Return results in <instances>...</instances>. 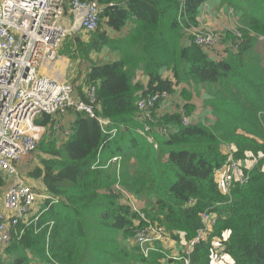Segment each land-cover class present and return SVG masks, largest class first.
Returning a JSON list of instances; mask_svg holds the SVG:
<instances>
[{"label": "trees", "instance_id": "obj_1", "mask_svg": "<svg viewBox=\"0 0 264 264\" xmlns=\"http://www.w3.org/2000/svg\"><path fill=\"white\" fill-rule=\"evenodd\" d=\"M207 1L183 0L181 11L178 0H97L102 8L98 29L86 41L81 33L64 39L57 53L77 66L89 65L83 89L74 94L85 95L94 87L96 114L109 122L106 131L117 132L109 136L86 114L71 112L62 136L56 133L58 118L37 116L35 125L46 132L34 154L43 157L29 176L56 203L42 206L36 224L6 248L8 264H184L187 259L211 264L212 240L226 232L225 254L234 264H264V47L259 48L264 43L250 35L264 36V0H227L243 5L239 11L230 9L243 39L229 31L218 35L219 45L225 46L218 56L196 46L185 31L200 25V8ZM104 49L117 60L91 62L90 55ZM165 71L168 78L162 76ZM137 72L145 84L137 81ZM195 86H204L212 124L184 126L178 112L158 116L161 102L149 110V143L139 133L144 125L137 101L178 92L183 105L176 110L185 106L191 118L196 107L190 88ZM225 146L233 148L234 160L262 156L248 182L234 184L228 198L215 177L228 160ZM115 156L121 158L119 168L106 166ZM116 186L130 200L143 202L139 213ZM203 211L215 216L216 224L188 254ZM139 214L182 246L179 258L168 257L160 242L147 257L142 255L132 242Z\"/></svg>", "mask_w": 264, "mask_h": 264}, {"label": "built area", "instance_id": "obj_2", "mask_svg": "<svg viewBox=\"0 0 264 264\" xmlns=\"http://www.w3.org/2000/svg\"><path fill=\"white\" fill-rule=\"evenodd\" d=\"M178 1L182 11L183 0ZM101 10L97 0H0V264H3L4 252L13 240L19 239L25 229L39 220L41 207L56 203L45 191H38L19 175L20 164L32 157L44 133V127L34 123L37 116L42 113L50 116L84 113L99 124L103 133L115 136L117 132L116 129L106 131L109 122L96 114L98 108L94 87L88 88L84 99H80L73 94L72 83L53 75L60 74L62 69L55 70L54 65L60 59L57 52L64 39L77 33L89 35L95 32L101 23ZM228 16L239 25L230 9ZM65 18L70 22L69 27L63 25ZM185 31L195 45L204 49L217 44V36L201 25ZM234 34L239 40L243 39L241 32ZM250 35L264 43L263 35ZM168 97L165 92L154 93L141 98V102L140 99L137 101L139 119L144 125L140 134L149 132L148 123L153 122L147 107L152 111L156 104ZM177 112L184 126L191 124L185 106L178 108ZM160 131L166 133V129ZM145 136L152 143V139ZM225 148L228 160L215 177L221 194L228 198L234 184L245 185L248 182L253 167L234 160L231 146ZM246 157L257 164L258 158L250 154ZM120 162L121 158L115 156L106 166L115 165L118 169ZM115 189L124 196V202L139 213L131 202H127L130 195L119 186ZM139 215L141 221L136 225L133 241L142 255L147 257L149 252L155 250L157 242L168 240V234L160 225L145 221V216ZM215 224L216 219L209 212L200 214V227L188 244V254L193 246L210 236ZM228 236L226 232L220 239L213 238L211 264L224 261L223 242L227 241ZM184 264H189L188 259Z\"/></svg>", "mask_w": 264, "mask_h": 264}, {"label": "crops", "instance_id": "obj_3", "mask_svg": "<svg viewBox=\"0 0 264 264\" xmlns=\"http://www.w3.org/2000/svg\"><path fill=\"white\" fill-rule=\"evenodd\" d=\"M219 0H208L205 4H203V6L200 8V13H199V17H198V21L199 24H205L207 28L212 29V30H217V29H222L225 28L226 26H232L233 23L232 21L229 19L230 17L227 15L228 13V8H224L221 9L219 7L218 4ZM228 16V18H227ZM68 23V19H64L63 20V25H67ZM106 32L108 35H115L112 31H110L109 29H106ZM81 37V39L83 41H86L87 38H85V36L83 35V33H81L79 35ZM59 56V55H58ZM90 60L93 63H99V64H103V63H111L117 60V55L115 53H112L110 51H108L107 49H104L103 51H101L99 54L93 53L90 55ZM55 70H59L60 67H62L60 74H53L54 76L60 77L63 80H67L70 83H72V79H77L80 83L81 86V90L82 88V80L86 74V72L89 70V65H85V66H80V65H76L75 63H72L69 59L63 57L60 55V59L55 63ZM69 71H73L74 76L72 75L71 78H69ZM166 74H168V72H166L165 74H163V77H166ZM136 79L137 81L141 82L142 84L146 83V79L142 76V74L140 72H137L136 74ZM74 86V91L76 90L75 85ZM79 86V87H80ZM180 88V87H178ZM197 90V89H196ZM195 90V91H196ZM177 91V90H176ZM195 91L191 90V94H192V104L195 105V111L193 113V116L191 117V121L194 123H197V120L200 119V123L210 126L213 122V118L210 116V112L209 109H205L203 107V99L205 98V93L204 90H202V88L199 90V92H202L204 95V98H199L200 102H201V106L200 109L198 108V105L196 103V101L198 100V98L196 97V93ZM77 98L80 99H84V95L80 94V95H75ZM180 96L178 94V92H176L175 94H173V96H171L170 98H168L167 100H165L161 106V111L159 112V114H157L158 116L164 115V114H173L176 113V107L179 104L180 100H179ZM181 99V98H180ZM203 111V112H201ZM72 113L69 112L65 115H61V116H54V118H58V121L60 122V124L67 129L68 125L70 123V121L72 120ZM223 153H226V148L222 147ZM249 167V166H248ZM28 183L31 185L32 182L28 181ZM33 186V185H32ZM41 186V185H40ZM34 187V186H33ZM38 190V189H37ZM39 191V190H38ZM40 191H44L42 186H41V190ZM138 203H140V206L143 208V202H140L138 200ZM168 242L165 241L164 243H161L162 246L164 247L165 244ZM184 244V241H183ZM174 246L177 249V254L176 255H169V252L167 251V255L168 257H172V258H179V252H182V246L179 244H174ZM184 249V248H183ZM184 251L186 252V248L184 249ZM226 259V264H234L233 261L231 260V258L229 256H225ZM5 260V259H4ZM36 264H48V263H36Z\"/></svg>", "mask_w": 264, "mask_h": 264}, {"label": "rangeland", "instance_id": "obj_4", "mask_svg": "<svg viewBox=\"0 0 264 264\" xmlns=\"http://www.w3.org/2000/svg\"><path fill=\"white\" fill-rule=\"evenodd\" d=\"M218 4H219V7L221 9H224V8L225 9L226 8H228V9L236 8L237 11H239L243 7V5H234V4L229 5L228 2H227V0H219ZM227 18H228V16H227ZM229 19L232 21L233 25L232 26H226L225 28H222V29L212 30V29L207 28L206 25L203 24V23L200 24V25L203 26L205 29L213 32L217 36V39H218V35L223 34L225 31H229L231 33H235L236 32V28H237L238 25L236 23H234L231 18H229ZM69 26H70V22L67 23V27H69ZM84 36H87V35H84ZM259 45H260V43H259ZM263 47H264V44H263V46L260 45L259 48H263ZM224 49H225V46L222 45V47H221L219 45L218 41H217V44L214 47L210 48L209 50H213L214 51V55L215 56H218V55H221L222 54V51ZM165 73H166V71L163 72V74H165ZM72 75L74 76L73 71H69V78H71ZM168 77H169V74H166V78H168ZM71 79H72V85H75V87L78 89V87L80 86V84H79L80 82L77 79H73V78H71ZM201 88H202V90H204V93H205L204 86H195V87L190 88L192 91H195L197 89L195 91V92H197L196 93V97L198 98V100L196 101V103H197L199 109H200L199 106H201V102H200V99L199 98H204L203 93L202 92H199V90ZM207 98H208V96H205L204 99H207ZM203 107H204V103H203ZM160 111H161V109H158V111L156 112V115L159 114ZM201 112H203V111H201ZM58 118H60V117H58ZM57 125L58 126H56V133L58 135H62V134L64 135L65 128L60 124L59 121H57ZM45 132H46V129L44 130V135H45ZM41 139H42V137H41ZM40 140H39V142H40ZM41 157H43V155L41 153H39V152H36L35 154L32 155L31 158H29L28 160L22 162L20 164V166H19V175H21L25 179V181L26 180L27 181L29 180L30 182H32L33 184H31V185H33L39 191L41 190V186L38 183L39 180H32L33 178H31L29 176V173L31 171H33L36 167L39 166V160H40ZM241 162H242V164L244 166H249V167H255L256 166V162H254L253 160H250V158L248 159L247 157L245 158V160H243ZM261 170L264 171V166L262 167ZM2 192L3 191H1V193ZM127 202H129V203L131 202L133 204V207L136 208L137 210H141L142 209V207L140 206V203H138V200L137 199L136 200H132L131 199V200L127 201ZM132 242H133V240H132ZM174 244H177V243H175L173 240H171L170 238H168V242L165 244L164 248L169 252V255H173L174 256V255L177 254V249L174 246ZM226 262H227L226 259H224V261L221 264H226ZM3 264H8V261H7L6 258H5L4 262H3Z\"/></svg>", "mask_w": 264, "mask_h": 264}, {"label": "bare ground", "instance_id": "obj_5", "mask_svg": "<svg viewBox=\"0 0 264 264\" xmlns=\"http://www.w3.org/2000/svg\"><path fill=\"white\" fill-rule=\"evenodd\" d=\"M232 11V13H233V15L237 18V16H236V14L234 13V11L233 10H231ZM227 15H228V13H227ZM237 21H238V19H237ZM200 26V25H199ZM199 26H197V27H199ZM240 28H242V26H241V24H239L238 26H237V28H236V32L238 31V32H240ZM205 30H207V29H205ZM207 31H209V30H207ZM197 46V45H196ZM66 81V80H65ZM67 82V81H66ZM74 94V93H73ZM75 95V94H74ZM168 98H170V97H168ZM167 98V99H168ZM166 99V100H167ZM165 101V100H164ZM164 101H162V103L160 104V108H161V106H162V104H163V102ZM139 102H141V99H140V101ZM180 103V102H179ZM181 104V103H180ZM181 105H183V104H181ZM147 109L148 110H150L148 107H147ZM47 115V114H46ZM192 120V119H191ZM200 121V119L199 120H197V122H199ZM192 122V121H191ZM56 126H58V125H56ZM56 126H55V128H56ZM35 152V151H34ZM20 177L25 181V179L20 175ZM25 182H27V181H25ZM28 183V182H27ZM211 214V213H210ZM215 217V216H214ZM160 242V241H159Z\"/></svg>", "mask_w": 264, "mask_h": 264}, {"label": "water", "instance_id": "obj_6", "mask_svg": "<svg viewBox=\"0 0 264 264\" xmlns=\"http://www.w3.org/2000/svg\"><path fill=\"white\" fill-rule=\"evenodd\" d=\"M193 116V115H192ZM226 147V146H225ZM226 154V153H225ZM260 158H258V160H259ZM245 160V159H244ZM241 161V160H240ZM243 161V160H242ZM225 256H227L226 254H225Z\"/></svg>", "mask_w": 264, "mask_h": 264}]
</instances>
